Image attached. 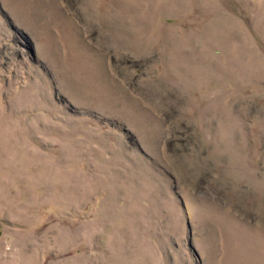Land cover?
<instances>
[{
    "label": "rangeland",
    "instance_id": "obj_1",
    "mask_svg": "<svg viewBox=\"0 0 264 264\" xmlns=\"http://www.w3.org/2000/svg\"><path fill=\"white\" fill-rule=\"evenodd\" d=\"M0 264H264V0H0Z\"/></svg>",
    "mask_w": 264,
    "mask_h": 264
}]
</instances>
